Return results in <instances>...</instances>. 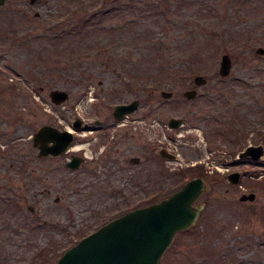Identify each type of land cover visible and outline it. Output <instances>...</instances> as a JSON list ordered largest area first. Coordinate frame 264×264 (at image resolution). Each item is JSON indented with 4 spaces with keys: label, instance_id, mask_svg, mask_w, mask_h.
<instances>
[{
    "label": "rangeland",
    "instance_id": "374dc122",
    "mask_svg": "<svg viewBox=\"0 0 264 264\" xmlns=\"http://www.w3.org/2000/svg\"><path fill=\"white\" fill-rule=\"evenodd\" d=\"M129 3L143 11L116 9ZM152 4L155 16L147 11ZM258 47L264 0H6L0 264H54L112 217L173 193L189 179L182 170L195 164L208 181L195 204H206L159 264H264V160L235 163L244 145L264 144ZM223 54L232 63L225 77ZM196 75L206 82L196 85ZM53 89L68 99L55 105ZM189 89L195 98L183 96ZM135 99L134 112L113 118L115 105ZM170 118L183 123L171 129ZM76 120L82 125L68 152L38 156L32 136L42 125L73 129ZM161 148L176 157L160 156ZM71 153L85 156L76 169L66 166ZM233 171L241 173L235 184L228 180ZM250 192L253 201L239 200Z\"/></svg>",
    "mask_w": 264,
    "mask_h": 264
},
{
    "label": "water",
    "instance_id": "95a60500",
    "mask_svg": "<svg viewBox=\"0 0 264 264\" xmlns=\"http://www.w3.org/2000/svg\"><path fill=\"white\" fill-rule=\"evenodd\" d=\"M5 0H0V6ZM257 53L264 55V48L258 47ZM232 63L228 54L221 56L219 74L225 77L229 74ZM206 78L202 75L194 77L196 85H202ZM171 91H161L163 98L172 97ZM187 99L197 96L196 89L183 93ZM69 94L60 89L50 92L51 101L58 105L66 101ZM139 106V100L115 106L113 115L120 119L134 112ZM182 124L181 118H170L168 126L177 128ZM81 122H73L75 129L80 128ZM74 140L70 130H60L51 125L41 126L35 132L32 142L39 149L38 156H58L65 153ZM158 154L166 159L176 156L168 153L166 148L158 150ZM239 157H251L254 160H264V144H253L243 148ZM134 158V162H138ZM83 161L82 157L73 156L66 166L76 169ZM239 173L228 175L230 183L239 181ZM208 182L198 176L188 180L178 190L159 202L138 207L116 217L100 226L95 231L80 239L68 248L54 264H159L163 254L180 230H187L196 224L206 202L195 204L197 199L207 190ZM255 193L242 194L240 201H253Z\"/></svg>",
    "mask_w": 264,
    "mask_h": 264
},
{
    "label": "trees",
    "instance_id": "16d2710c",
    "mask_svg": "<svg viewBox=\"0 0 264 264\" xmlns=\"http://www.w3.org/2000/svg\"><path fill=\"white\" fill-rule=\"evenodd\" d=\"M135 3H129V5H119V7H117L116 9L119 8L120 11H131L133 13H137V10H141L140 12H142V8H135ZM99 9V8H98ZM157 10V6L152 4L148 9L147 11L148 12H152L153 15L155 16L154 12H156ZM101 11V10H100ZM103 12V11H102ZM98 15H101L102 13L101 12H96ZM94 17V16H93ZM80 33H83V29L80 30ZM182 177L183 176H188L189 179L194 177V176H198V175H205V170H204V167L202 164H196L195 166L193 167H190V168H186L184 170H182ZM186 182V180H183L181 182H179L177 185H176V189H178L182 184H184Z\"/></svg>",
    "mask_w": 264,
    "mask_h": 264
},
{
    "label": "flooded vegetation",
    "instance_id": "af4514ba",
    "mask_svg": "<svg viewBox=\"0 0 264 264\" xmlns=\"http://www.w3.org/2000/svg\"><path fill=\"white\" fill-rule=\"evenodd\" d=\"M32 1H34V0H30L31 3H32ZM5 2H6V0L4 1V4H5ZM4 4H3V5H4ZM1 6H2V5H1ZM36 14H37V13H36ZM37 17H38V16L35 15V18H37ZM11 23H13V22H11ZM139 105H140V101H139ZM112 115H113V112H112ZM127 116H128V115H127ZM113 118H114V115H113ZM124 118H126V116H124L122 119H124ZM182 121H183V120H182ZM86 124H87V123H86ZM96 124H97V125H102L103 123H102L100 120H97V121H96ZM71 125L73 126V123H72ZM81 125H82V123H81ZM42 126H43V125H42ZM51 126H52V125H51ZM87 126H88V125H87ZM54 127H56V126H54ZM80 127H81V126H80ZM59 129H60V128H59ZM78 129H79V128H78ZM78 129H76V130H78ZM61 130H62V129H61ZM76 130H75V131H76ZM36 132H37V131H36ZM34 134H35V133H34ZM34 134H33V136H34ZM33 136H32V138H33ZM74 139H75V135H74ZM237 141H238V142H242V141H243L242 136H240L239 138H237ZM73 142H74V141H73ZM32 144H33V142H32ZM72 144H73V143H72ZM72 144L70 145L68 151H69L70 148L72 147ZM256 144H259V143H256ZM248 145H253V143L250 142V143L244 145L239 151L236 152V155H235V163H236V164H239V163H243V164H244V163H246V164L249 165L250 163L260 161V160H254V159H252L251 157H243V158H242V157H239V156H238L239 152L242 151L243 148L246 147V146H248ZM33 146H34V145H33ZM35 148H37V147H35ZM37 149H38V148H37ZM166 149H167V148H166ZM68 151H67V152H68ZM169 151H170V150H169ZM38 152H39V149H38ZM65 153H66V152H65ZM171 154H174V153L171 152ZM61 155H62V154H61ZM70 155H71V159H72V157L75 155V156L82 157V158H83V161L85 160V156H84L83 154H82V155H79V154L71 153ZM47 156H50V157H58V156H60V155H58V156L47 155ZM47 156H46V157H47ZM134 158H138V157H134ZM134 158H132V162H133V163H135V162L133 161ZM71 159H70V160H71ZM70 160H69V161H70ZM83 161H82V162H83ZM67 162H68V161H67ZM67 162H66V163H67ZM80 164H81V163H80ZM80 164H79V165H80ZM77 168H78V167H77ZM233 172H238V173H239V176L241 177V173H240L239 171H233ZM231 173H232V172H231ZM229 174H230V173H229ZM229 174H228V175H229ZM198 176L203 177L202 175H198ZM198 176H195V177H198ZM240 177H239V180H240ZM250 193H251V192H250ZM243 194H246V193H243ZM241 195H242V194H241ZM187 230H188V229H187ZM185 231H186V230H185ZM180 232H182V231H179L177 234H179Z\"/></svg>",
    "mask_w": 264,
    "mask_h": 264
},
{
    "label": "bare ground",
    "instance_id": "6f19581e",
    "mask_svg": "<svg viewBox=\"0 0 264 264\" xmlns=\"http://www.w3.org/2000/svg\"><path fill=\"white\" fill-rule=\"evenodd\" d=\"M81 146H76V147H74L73 149H79ZM83 147H85L84 145H83Z\"/></svg>",
    "mask_w": 264,
    "mask_h": 264
}]
</instances>
